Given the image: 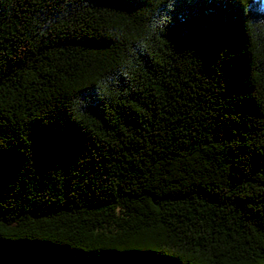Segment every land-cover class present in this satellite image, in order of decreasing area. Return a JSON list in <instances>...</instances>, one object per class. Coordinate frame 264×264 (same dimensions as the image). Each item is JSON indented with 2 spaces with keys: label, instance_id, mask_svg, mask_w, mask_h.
Returning <instances> with one entry per match:
<instances>
[{
  "label": "trees",
  "instance_id": "trees-1",
  "mask_svg": "<svg viewBox=\"0 0 264 264\" xmlns=\"http://www.w3.org/2000/svg\"><path fill=\"white\" fill-rule=\"evenodd\" d=\"M0 264H264V0H0Z\"/></svg>",
  "mask_w": 264,
  "mask_h": 264
}]
</instances>
